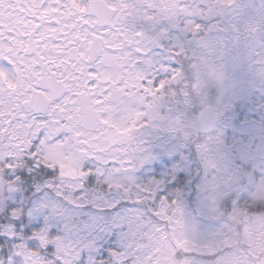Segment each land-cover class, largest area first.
I'll use <instances>...</instances> for the list:
<instances>
[{"label": "snow or ice", "instance_id": "snow-or-ice-1", "mask_svg": "<svg viewBox=\"0 0 264 264\" xmlns=\"http://www.w3.org/2000/svg\"><path fill=\"white\" fill-rule=\"evenodd\" d=\"M0 264H264V0H0Z\"/></svg>", "mask_w": 264, "mask_h": 264}, {"label": "clouds", "instance_id": "clouds-1", "mask_svg": "<svg viewBox=\"0 0 264 264\" xmlns=\"http://www.w3.org/2000/svg\"><path fill=\"white\" fill-rule=\"evenodd\" d=\"M225 175H226V173H225ZM193 203H194V201H193Z\"/></svg>", "mask_w": 264, "mask_h": 264}]
</instances>
